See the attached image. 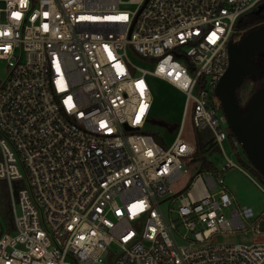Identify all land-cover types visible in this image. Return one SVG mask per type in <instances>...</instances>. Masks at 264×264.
Here are the masks:
<instances>
[{
	"label": "built area",
	"instance_id": "obj_1",
	"mask_svg": "<svg viewBox=\"0 0 264 264\" xmlns=\"http://www.w3.org/2000/svg\"><path fill=\"white\" fill-rule=\"evenodd\" d=\"M261 2L0 0V180L10 218L0 222V264H264V211L230 208L219 174L241 169L224 156L219 171L195 167L184 195L174 193L195 146L180 127L167 147L145 130L152 76L184 94L182 116L195 131L235 153L215 86L227 42L239 39L234 22ZM127 48L147 66L133 65ZM235 232L252 241L209 243Z\"/></svg>",
	"mask_w": 264,
	"mask_h": 264
},
{
	"label": "rangeland",
	"instance_id": "obj_2",
	"mask_svg": "<svg viewBox=\"0 0 264 264\" xmlns=\"http://www.w3.org/2000/svg\"><path fill=\"white\" fill-rule=\"evenodd\" d=\"M124 8L132 9L133 6L127 5ZM254 33L256 35L264 34V27H260ZM235 35H239V32ZM263 48L264 36L257 41L254 57L251 59L252 68L249 69V73H253L254 68L260 62H264V53H262ZM126 56L133 65L138 67H146L149 61V59L136 56L129 48L126 49ZM4 71V65L0 62V78ZM145 80L149 86L152 98L148 119L145 123V130L147 132L155 133L159 137V141H161L159 142V145H161V147H167L180 127L179 137L185 142L194 144L195 129L192 127L188 112L182 116L184 94L158 78L146 76ZM250 90L251 82H245L240 85L237 91L239 105L243 106L242 104L246 102L245 100L248 99ZM241 152V148L237 147V150L234 153V150L231 149L227 140L221 143V150L217 147L210 148L206 153L198 156L195 160H192L193 162L191 164L188 163L185 166L186 173L180 176V178L171 185V190L174 193L180 191L179 193L184 195L183 191L190 180V176L194 173L195 167L197 168L200 166L201 169H208L213 172L219 171L225 165L224 156H226L241 169L238 170L235 167H228L225 171L219 173L222 176L223 186L233 197V203L230 208L238 205L248 206L254 213L264 211V180L254 176L250 170L245 168L239 162V160L245 162V157ZM201 183H203V180H201ZM4 188L3 181H0V191H4ZM218 189L219 186L212 190H208V192L212 193ZM193 196H195V194ZM193 196H190V198H195ZM171 207L174 209L175 204L171 205ZM167 208V202L160 203V210L165 217H167ZM171 217L175 218L174 212L171 213ZM262 218L263 219L260 220L259 225L264 230V214ZM0 222L2 224L4 222L1 216ZM201 228V226L195 227L194 231H200ZM178 232L184 234L185 230L179 226ZM186 236L192 238V233L186 232ZM251 241L250 232L245 234L243 232L213 234L209 238V243L213 244L250 243ZM177 242L178 244L188 243V241L179 240L178 237Z\"/></svg>",
	"mask_w": 264,
	"mask_h": 264
},
{
	"label": "water",
	"instance_id": "obj_3",
	"mask_svg": "<svg viewBox=\"0 0 264 264\" xmlns=\"http://www.w3.org/2000/svg\"><path fill=\"white\" fill-rule=\"evenodd\" d=\"M255 31L234 42H227L228 66L216 83L215 94L220 101L229 133L252 168L264 177V86L251 96L243 111L234 94L243 79L252 74L249 73L252 68L250 61L254 57L258 39L264 36L256 35ZM256 71L255 67L253 73Z\"/></svg>",
	"mask_w": 264,
	"mask_h": 264
},
{
	"label": "trees",
	"instance_id": "obj_4",
	"mask_svg": "<svg viewBox=\"0 0 264 264\" xmlns=\"http://www.w3.org/2000/svg\"><path fill=\"white\" fill-rule=\"evenodd\" d=\"M260 27H264V2L257 4L252 9L241 14L233 24V29L236 32L240 33L239 38H241L242 36L246 35L247 33L251 31L257 30ZM262 51L264 52V48L262 49ZM245 82H251V90L249 92L247 101L243 104V106L240 107L241 110L245 109L251 96L258 89L264 86V64L256 72L247 75L243 79L242 84ZM239 87L236 88L234 92L236 102L238 105H239V98L237 95V91ZM149 133L152 135L153 139L156 142L158 143L161 142L159 141V137L155 133H152V132H149ZM229 135L231 134L229 133ZM213 142H214L213 138L209 135L207 130L195 131V142H194L195 150L193 154V160H195L198 156L206 153L210 148L214 147ZM241 154L243 155V152H241ZM239 162L245 168L250 170L254 176L264 180V177L261 176L255 169H253L246 159H245V162H242L241 160H239ZM186 188H188V186ZM0 216L2 220L4 221V223H6L9 226V223H10L9 206H8L7 192L5 188H4V191L2 192L0 191Z\"/></svg>",
	"mask_w": 264,
	"mask_h": 264
},
{
	"label": "flooded vegetation",
	"instance_id": "obj_5",
	"mask_svg": "<svg viewBox=\"0 0 264 264\" xmlns=\"http://www.w3.org/2000/svg\"><path fill=\"white\" fill-rule=\"evenodd\" d=\"M262 53H264L263 51H262ZM251 62V61H250ZM251 64H252V62H251ZM264 64V62H260L257 66H256V69L258 70V69H260L261 67H262V65ZM245 101H247V100H245ZM243 105V104H242ZM239 107H241V105H239ZM243 111V110H242Z\"/></svg>",
	"mask_w": 264,
	"mask_h": 264
},
{
	"label": "snow or ice",
	"instance_id": "obj_6",
	"mask_svg": "<svg viewBox=\"0 0 264 264\" xmlns=\"http://www.w3.org/2000/svg\"><path fill=\"white\" fill-rule=\"evenodd\" d=\"M14 15L16 16V18H19V14L18 13L14 14Z\"/></svg>",
	"mask_w": 264,
	"mask_h": 264
},
{
	"label": "crops",
	"instance_id": "obj_7",
	"mask_svg": "<svg viewBox=\"0 0 264 264\" xmlns=\"http://www.w3.org/2000/svg\"><path fill=\"white\" fill-rule=\"evenodd\" d=\"M193 162V161H192ZM191 195L193 196L194 195V191H191Z\"/></svg>",
	"mask_w": 264,
	"mask_h": 264
}]
</instances>
